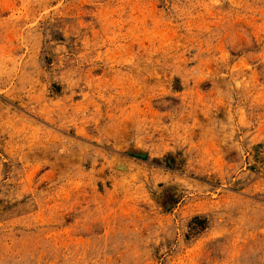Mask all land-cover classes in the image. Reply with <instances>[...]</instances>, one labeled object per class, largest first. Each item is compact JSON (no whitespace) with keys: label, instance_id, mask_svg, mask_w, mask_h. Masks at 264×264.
I'll return each instance as SVG.
<instances>
[{"label":"rangeland","instance_id":"obj_1","mask_svg":"<svg viewBox=\"0 0 264 264\" xmlns=\"http://www.w3.org/2000/svg\"><path fill=\"white\" fill-rule=\"evenodd\" d=\"M0 264H264V0H0Z\"/></svg>","mask_w":264,"mask_h":264}]
</instances>
